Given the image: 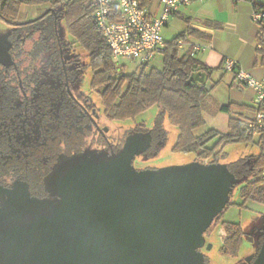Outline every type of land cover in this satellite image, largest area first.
<instances>
[{
	"label": "flooded vegetation",
	"instance_id": "1",
	"mask_svg": "<svg viewBox=\"0 0 264 264\" xmlns=\"http://www.w3.org/2000/svg\"><path fill=\"white\" fill-rule=\"evenodd\" d=\"M36 6L42 10L30 17L21 18L20 13L18 17L0 15V210L8 205L10 197L58 199L52 194L51 175L65 159L80 154L88 157L117 154L132 139L142 143L138 149L145 148L133 158L134 168L155 171L143 178L144 184L166 192L177 175L174 170L164 168L187 162L158 164L165 142L162 131L148 127L144 121L134 120L126 125L125 120H120L119 124L106 114L100 89L93 86L94 70L89 55L79 51L73 37H68L65 22H61V7ZM65 29L68 35L63 32ZM88 67L92 70L89 82ZM94 92L102 106L93 98ZM194 160L207 165L221 163L220 155ZM246 161L253 160L246 156ZM234 162L222 163L228 165L240 182L243 179L238 169L240 162ZM237 183L226 206L204 228V242L197 251L202 253L205 264L218 263L210 255L211 238L214 233L224 231V244L229 235L222 214L229 204L235 203ZM123 196L121 191H107L93 205L74 209L76 214L67 221L53 223L40 231L30 229L29 235L11 243L10 249L8 245L0 248V264H63V246L79 233L81 239H87L97 250L95 256H84L83 262L104 264L105 247L111 245L112 237L108 224L121 217L127 228L132 224L127 218L135 212V205ZM156 196L160 197L158 193ZM241 228L243 240L246 234L250 242L249 253H239L243 241L236 254H225L223 244L218 252L222 257H230V264H254L264 242V224L253 227L251 232H246L242 225ZM68 232L74 235L69 238Z\"/></svg>",
	"mask_w": 264,
	"mask_h": 264
},
{
	"label": "water",
	"instance_id": "2",
	"mask_svg": "<svg viewBox=\"0 0 264 264\" xmlns=\"http://www.w3.org/2000/svg\"><path fill=\"white\" fill-rule=\"evenodd\" d=\"M207 81L208 73L203 70L192 72L188 78V83L208 86ZM138 145L142 143L132 139L117 154H80L65 159L51 175L52 194L58 199L10 197L8 205L0 210V248L8 245L10 249V244L22 241L30 229L40 231L67 221L76 214L74 209L91 206L105 192L117 190L123 193L124 200L134 202L135 212L127 218L133 225L127 228L123 217L108 224L112 237L111 245L105 247L107 255L102 254L104 264H205L202 253L197 251L204 242V228L226 206L233 185L240 179L225 163L207 165L192 160L165 167L177 176L166 192L155 190L143 181L155 171L137 170L132 164L133 158L145 149H138ZM156 193L160 197H154ZM73 235L67 233L69 238ZM79 236L76 234L63 246V264H85L84 256H95L97 250ZM254 264H264V242Z\"/></svg>",
	"mask_w": 264,
	"mask_h": 264
},
{
	"label": "trees",
	"instance_id": "3",
	"mask_svg": "<svg viewBox=\"0 0 264 264\" xmlns=\"http://www.w3.org/2000/svg\"><path fill=\"white\" fill-rule=\"evenodd\" d=\"M140 1L146 6L150 0ZM23 5L61 7L69 34L89 55L90 66L94 70L93 86L100 89L105 112L114 119H134L157 105L160 114L162 113L163 117L166 115L168 121L179 129L174 150L193 152L201 159L220 155L221 147L226 143L253 140L254 134L249 133L245 125L251 118L242 116L230 118V130L227 133L211 128L202 134H195L196 129L206 124L204 117L206 98L219 81L208 87L198 82L188 83V78L197 70L206 71L211 75L212 71L220 69V66L209 67L197 59L192 51L180 53V41H184L188 34L196 33L192 28L180 32L170 41L165 40L161 69L152 67L146 72L145 66L150 64L146 63L143 64L144 67L140 72L118 75L111 49L94 20V6L88 0L65 3L59 0H0V15L18 17ZM257 8L264 9V4L254 3L253 9ZM259 26L260 33L264 34V23L262 25L259 23ZM259 43L262 47H258L257 50L262 54L264 62L263 37L259 38ZM233 104L222 105L219 110L229 112ZM259 106L260 110L263 109L262 105ZM154 127L165 134L160 120L155 122ZM259 134L257 143L262 145V151L252 159L251 163L246 161V157L241 158L238 169L242 171V178L248 174L254 176L253 179L245 180L240 188V196L245 201L264 203V128L259 130ZM213 140L216 141L211 145ZM224 224L229 235L222 246V251L225 254H236L242 244L244 232L239 223L229 221Z\"/></svg>",
	"mask_w": 264,
	"mask_h": 264
},
{
	"label": "rangeland",
	"instance_id": "4",
	"mask_svg": "<svg viewBox=\"0 0 264 264\" xmlns=\"http://www.w3.org/2000/svg\"><path fill=\"white\" fill-rule=\"evenodd\" d=\"M42 10V7L36 5H23L20 9V17H30ZM61 22H65V20H61ZM252 23L255 24V28H258L259 32L256 35L255 43H251L246 35V31H241L240 28L231 27L230 34L228 38H226V42L232 44L231 50L234 47V51L229 54L228 57H239L242 55L244 58H249L252 61L253 56L257 54L258 61H255L253 65L247 66L244 68L251 75L259 78L264 74V62L262 59V54L257 50L259 45L260 38V26L259 23H256L252 20ZM186 27L184 22H176L170 24L167 28L164 29L163 34L166 40H171L177 33L183 30ZM66 35V29L63 31ZM68 37H72L68 35ZM79 51H81L85 56H87L86 50H84L80 45H78ZM182 49H180V53H182ZM236 59V58H235ZM239 59V58H238ZM240 60V59H239ZM143 65L137 61L128 58H121L119 62H116V73L118 75L122 74H131L134 72H140L143 69ZM152 67L162 68L163 67V53H160L156 56V58L150 62V64L145 66L146 72L150 70ZM88 71L86 72L87 82L90 81L92 70L88 67ZM219 73L215 74L219 78L216 81H219L214 90L209 92V95L206 98V110L204 111V115L206 118V124L203 127L196 129L194 132L196 135L202 134L208 129L215 128L220 130L222 133L229 132V120L231 117L242 116L243 118H253L255 114L260 110L259 102L256 97V92L247 86H238L233 77H235V73L229 71H221L217 69ZM216 78V77H215ZM223 80V81H222ZM95 100H97L101 104V100L99 95L94 92L92 95ZM231 96V98H230ZM231 99V102H230ZM229 101V102H228ZM231 104L232 108L229 112H221L219 107L224 105V103ZM245 104V105H241ZM102 106V104H101ZM102 108V107H101ZM241 114V115H240ZM135 121H144L147 126H154L155 122L160 120L162 127L165 129V142L161 148V152L158 157V164L160 165H170L173 163H181V162H189L194 160L197 155L193 152H179L174 150V145L176 143L179 129L177 126L171 124L168 121L166 115L161 113L160 109L157 105L151 107L147 111L139 114L134 119H126L123 124H132ZM120 120H117V123L120 124ZM252 141L248 142H229L224 144L221 147L220 154V162H228L240 160L246 156L254 159L256 155H258L262 151V145L258 144V138L260 137L259 133H255ZM216 140H213L210 144H214ZM254 176L252 174H248L243 177V179L236 184L234 188V197L233 200L235 203L229 204L222 214V220L226 222H237L242 225L246 232H251L252 228L255 226H260L264 224V204L260 202H255L253 200L245 201L244 198L240 196V188L244 184L246 179H253ZM218 230H220V226H218ZM224 231H219L212 235V251L210 255L216 259L217 264H230V257H222L219 254V250L221 245L223 244V236L225 235ZM243 244L239 253L242 255H247L250 251V242L246 238V234L244 235Z\"/></svg>",
	"mask_w": 264,
	"mask_h": 264
},
{
	"label": "built area",
	"instance_id": "5",
	"mask_svg": "<svg viewBox=\"0 0 264 264\" xmlns=\"http://www.w3.org/2000/svg\"><path fill=\"white\" fill-rule=\"evenodd\" d=\"M61 3L74 0H59ZM94 6L93 17L102 31L112 52V60L119 62L128 58L146 64L163 53L166 41L162 29L168 24L170 17L184 6L203 0H160V11L151 14L140 0H88ZM252 19L261 25L264 23V9L252 11ZM264 38L263 32L260 38ZM180 48L183 41L179 43ZM195 50L204 49L201 44L193 45ZM258 47H262L259 43ZM225 70L234 72L241 86L252 88L256 92L259 105L263 109L245 123L249 133H259L264 128V75L257 78L247 72L240 62L226 57L223 64ZM264 175V172H263Z\"/></svg>",
	"mask_w": 264,
	"mask_h": 264
},
{
	"label": "crops",
	"instance_id": "6",
	"mask_svg": "<svg viewBox=\"0 0 264 264\" xmlns=\"http://www.w3.org/2000/svg\"><path fill=\"white\" fill-rule=\"evenodd\" d=\"M254 3L264 4V0H203L184 5L178 12L170 17L168 24L162 29V34L164 29L170 24L184 22L186 27L180 32L192 28L196 33L187 35V38L183 41L182 48H180L183 50L182 53L192 51L197 59L207 64L209 67L216 68L220 66V70L225 71L223 67L224 60L235 50L234 47L231 50L232 44L226 42V38H228L232 26L233 28H240L242 32L246 31V35L249 40H251L250 42L255 43L256 35H258L259 30L255 28V24L252 23ZM146 7L151 14H157L161 7L160 0H150ZM195 44H201L205 48L196 51L193 46ZM235 58L240 62L243 68L245 65L251 66L255 61H258L257 54L253 56L252 61H250L249 58L242 57V55ZM219 72V70L217 71V69H215L212 71L211 75L208 74V87L219 79L217 78L218 76L215 75ZM233 78L238 85L236 78ZM212 92L214 93V90ZM224 105H227V102L224 103Z\"/></svg>",
	"mask_w": 264,
	"mask_h": 264
}]
</instances>
